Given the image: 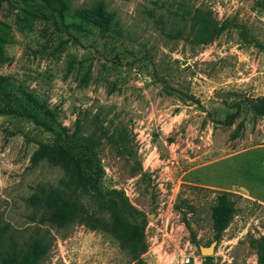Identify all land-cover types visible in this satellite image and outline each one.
<instances>
[{
    "label": "rangeland",
    "instance_id": "rangeland-1",
    "mask_svg": "<svg viewBox=\"0 0 264 264\" xmlns=\"http://www.w3.org/2000/svg\"><path fill=\"white\" fill-rule=\"evenodd\" d=\"M66 1L69 13L102 4L120 34L84 22L57 29L18 0H1L0 75L42 100L53 124L72 129L78 118L98 137L101 190L121 192L142 214L146 250L130 260L86 194L65 223L39 222L27 198L64 174L44 160L30 164L36 142L51 136L14 115H0V223L18 243L47 244L37 264H164L184 247L200 264H258L264 116L253 117L246 98L264 95V0ZM197 10L219 27L198 45L190 31ZM220 192L234 212L215 237L210 208ZM207 246L212 252L201 254Z\"/></svg>",
    "mask_w": 264,
    "mask_h": 264
},
{
    "label": "trees",
    "instance_id": "trees-1",
    "mask_svg": "<svg viewBox=\"0 0 264 264\" xmlns=\"http://www.w3.org/2000/svg\"><path fill=\"white\" fill-rule=\"evenodd\" d=\"M18 1L29 15L43 18L57 29L66 30L77 27L78 22H84L97 27L103 34H120V27L113 14L107 12L100 3L93 7L74 8L69 13L66 0ZM218 30L217 24L201 10L192 15L190 31L194 44L205 43ZM3 33V24H0L1 41H4ZM246 104L253 117L264 116V95L246 98ZM0 115L21 117L51 136L49 140L36 142L37 147L29 158L31 165L44 160L60 168L64 174V178L55 187L37 184L27 198L30 205L41 210L39 222L65 223L78 214L80 196L86 194L100 212L108 215L106 231L117 246L130 260H137L146 250L145 218L127 202L121 192L115 189L101 190L103 170L96 152L98 137L84 134L78 118L72 129L53 124L52 110L8 75H0ZM242 126V122H238L231 137ZM108 139L111 140V137ZM233 212L234 202L229 194L218 193L210 208L211 229L215 237L227 226ZM252 242L256 249V262L264 264V234ZM46 249L47 244L35 237L18 243L12 233H8V226L0 223V264H37Z\"/></svg>",
    "mask_w": 264,
    "mask_h": 264
},
{
    "label": "built area",
    "instance_id": "built-area-1",
    "mask_svg": "<svg viewBox=\"0 0 264 264\" xmlns=\"http://www.w3.org/2000/svg\"><path fill=\"white\" fill-rule=\"evenodd\" d=\"M164 264H200L198 257H195L190 247L175 252L171 256L166 255Z\"/></svg>",
    "mask_w": 264,
    "mask_h": 264
},
{
    "label": "water",
    "instance_id": "water-1",
    "mask_svg": "<svg viewBox=\"0 0 264 264\" xmlns=\"http://www.w3.org/2000/svg\"><path fill=\"white\" fill-rule=\"evenodd\" d=\"M212 252V246H207V247H200V253L201 254H207ZM208 256V255H205Z\"/></svg>",
    "mask_w": 264,
    "mask_h": 264
}]
</instances>
